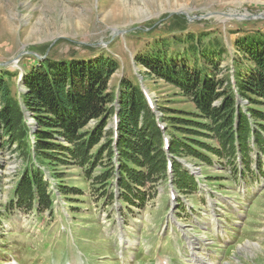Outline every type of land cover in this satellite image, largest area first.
<instances>
[{"label": "rangeland", "instance_id": "rangeland-1", "mask_svg": "<svg viewBox=\"0 0 264 264\" xmlns=\"http://www.w3.org/2000/svg\"><path fill=\"white\" fill-rule=\"evenodd\" d=\"M255 28L264 33V0H0V70L10 73L8 82L14 97L20 100L21 74L42 60L91 59L102 55L118 63L108 80L112 93L118 94L122 81L128 79L139 85L147 102H151L157 125L163 127L161 140L154 138V143L164 154L161 170V157L158 151L154 152L155 164L160 161L154 168L159 174L149 198L138 208H119L117 200H107L106 192L101 190L107 187L110 193L115 191L113 184L118 180L120 168L116 140L114 154L103 152L89 176L82 172L85 164L78 162L82 169L75 162L43 163L40 167L44 178L50 182L47 190L53 203L52 208L36 212L7 206L28 161L25 154L28 146L18 149L15 143L12 150L4 153L5 167L0 179V264H52L49 258L57 259L54 264H62L59 256L71 264H88V261L89 264H152L155 252L157 255L160 252L186 253L184 248L189 239L185 233L203 237L208 243L219 229L232 220L236 222L233 215L242 212L240 217L235 215L238 219L233 226L235 232L228 230L235 243H229L233 242L230 238L216 245L209 242V261L224 259L222 264H264V175H259L260 170H264V154L256 153L251 132L247 140L253 148L250 165L255 171L243 180L237 173H230L227 166L224 168L223 161L217 164L220 159L213 158L214 166L205 165L195 153L177 143L175 152L171 151L165 145L169 136L163 133L165 122L161 121L159 109L166 115L173 112L170 109H178L180 112L175 115L193 119V123L184 124L183 131H174L198 151L204 150V143L219 146L217 139L222 133L237 132L232 127L201 126L199 123L203 120L189 100L160 80L144 77L133 59L135 53L154 47L155 41L167 39L169 47L175 49L180 46L172 37L212 32L210 36L217 35L228 49L221 64L224 67L232 63L235 38L245 29ZM228 76L233 83L234 76ZM234 92L239 98L236 89ZM20 105L24 109L21 101ZM251 105L264 111L263 103ZM243 109L249 122L264 123L250 118L249 112ZM116 122H110L114 133ZM28 124L32 126L33 122L29 120ZM98 146L99 143L92 146L90 156ZM109 156L112 157L110 163ZM236 161L241 166L240 158ZM177 168L193 176L199 175V186L192 191L184 186L178 188L175 184ZM106 169L110 177L105 174ZM103 176H106L102 181L104 185L92 181ZM60 184L81 192L69 190L64 195L55 192L53 196L52 191ZM170 189L175 191L174 200L169 199ZM169 211L181 221L182 228L169 223ZM178 241L183 247L176 246ZM194 245L193 254L203 251L201 244ZM197 246L200 249H196ZM221 251L223 258L218 257L223 254ZM174 257L180 259L178 264L191 263L185 259L189 256L177 254Z\"/></svg>", "mask_w": 264, "mask_h": 264}, {"label": "trees", "instance_id": "trees-1", "mask_svg": "<svg viewBox=\"0 0 264 264\" xmlns=\"http://www.w3.org/2000/svg\"><path fill=\"white\" fill-rule=\"evenodd\" d=\"M153 29L148 31L149 34ZM245 30L233 41L232 63L224 67L221 64L228 49L217 35L210 36L212 32L172 37L173 42L180 46L175 49L169 47L167 39L158 40L154 47L133 56L144 77L173 87L192 103L203 120L199 123L201 126L211 128L208 125H220L235 128L237 132L222 133L217 139L219 146L204 143V150L198 151L174 131H183L186 129L184 124L193 123V119L175 115L180 112L178 109H170L173 112L169 115L159 109L161 121L165 122L163 133L169 136V149L175 152L177 143L195 153L205 165L214 166L213 158L220 159L217 164L223 161L226 163L224 168L227 166L230 173L237 174L240 169L236 160L240 158L242 177L254 174L250 165L253 148L247 140L250 132L253 145L258 150L256 153L264 154V123L254 125L249 122L243 109L249 112L250 118L264 122V111L251 105L264 104V33L258 28ZM117 68V61L102 55L91 59H45L23 72L21 83L24 91L19 93L20 100L12 95L8 82L10 73L0 70V179L5 167V151L12 150L15 143L18 149L28 146L25 153L27 166L20 173L13 195L7 202L9 208L36 212L52 208L53 200L47 190L50 182L44 178L41 164L78 162L85 164L82 169L77 163L84 175L89 176L103 152L114 154L115 140L120 163L117 192L110 193L107 187L101 190L106 192L107 200H117L121 207L144 205L159 174L154 169L160 164V161L155 164V151L161 157V170L164 169L162 148L156 149L154 143V138L161 140L162 128L157 125L139 85L124 79L118 94L109 90V77ZM228 74L234 76L233 83L229 81ZM113 116L117 120L115 133L110 124L114 121ZM28 119L32 120V127ZM110 132L111 135H107ZM98 143L90 156V149ZM111 160L109 156V163ZM177 169L175 184L178 188L184 186L192 191L198 187L193 175ZM104 177L92 181L104 185ZM69 190L80 191L58 185L52 195L55 192L64 195Z\"/></svg>", "mask_w": 264, "mask_h": 264}, {"label": "water", "instance_id": "water-1", "mask_svg": "<svg viewBox=\"0 0 264 264\" xmlns=\"http://www.w3.org/2000/svg\"><path fill=\"white\" fill-rule=\"evenodd\" d=\"M19 80H20V78H19ZM21 90H24V88L22 87Z\"/></svg>", "mask_w": 264, "mask_h": 264}]
</instances>
